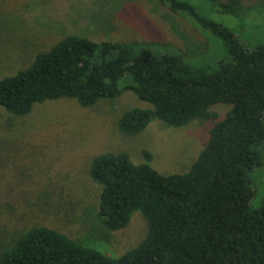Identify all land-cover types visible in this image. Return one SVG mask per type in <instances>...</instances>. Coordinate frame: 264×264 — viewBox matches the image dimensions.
<instances>
[{
  "label": "trees",
  "instance_id": "1",
  "mask_svg": "<svg viewBox=\"0 0 264 264\" xmlns=\"http://www.w3.org/2000/svg\"><path fill=\"white\" fill-rule=\"evenodd\" d=\"M157 1L220 39L225 53L209 74L183 76L191 70L188 51L169 42L66 33L27 66L0 76V107L24 115L46 100L73 98L85 107L132 91L150 107L124 110L117 120L121 132L137 133L153 119L171 126L211 120L206 142L184 172H158L147 149L139 163L123 151L92 157L88 175L99 185L95 210L102 225L121 229L135 210L146 220L143 238L119 256L37 221L39 212L26 226V208L42 211L43 203L30 193L23 173L15 175L0 193V236L4 227L7 234L0 238V264H264V200L250 206L248 179L264 140V42L248 49L212 18L221 13L250 19L264 0ZM217 102L230 104L220 119L210 109ZM5 125L0 127L9 130ZM4 152L0 170L8 166ZM9 223L16 229L7 230Z\"/></svg>",
  "mask_w": 264,
  "mask_h": 264
},
{
  "label": "rangeland",
  "instance_id": "2",
  "mask_svg": "<svg viewBox=\"0 0 264 264\" xmlns=\"http://www.w3.org/2000/svg\"><path fill=\"white\" fill-rule=\"evenodd\" d=\"M243 1L251 4L258 0ZM203 8L202 4L198 10ZM252 14L247 20L221 13H213L212 18L227 26L250 49L264 42V4L257 10L258 15L254 10ZM66 33L85 34L94 40L172 43L188 51L186 62L191 70L183 76L191 78L209 74L225 53L213 32L184 19L182 14H173L157 0H0V76L27 66L36 53L47 50ZM134 106L150 104L132 91H123L85 107L73 98L46 100L24 115L0 107V125H10L9 130L0 127V154H11L10 158L4 152L8 166L0 170V193L6 192L9 181L16 180L15 175L23 173L30 193L43 203L45 211L26 208L25 217L30 214L26 226L39 212L42 219L37 221L54 224L109 256H119L143 238L146 220L138 210L121 229L110 231L102 225L95 210L99 185L88 175L92 157L105 151H123L139 163L143 161L141 150L147 149L152 155L150 163L158 172H184L206 142L212 121L192 119L171 126L153 119L137 133H123L117 126L118 117ZM229 108L230 104L221 102L210 106L216 119ZM256 149L260 163L248 172L252 208L264 200V140ZM16 227L17 223H9L7 230ZM3 231L6 237L5 227Z\"/></svg>",
  "mask_w": 264,
  "mask_h": 264
}]
</instances>
